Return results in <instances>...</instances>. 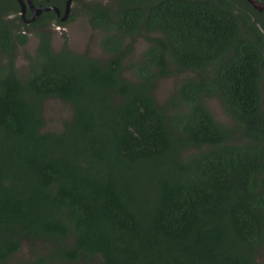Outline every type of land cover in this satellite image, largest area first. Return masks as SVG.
<instances>
[{
  "label": "trees",
  "instance_id": "obj_1",
  "mask_svg": "<svg viewBox=\"0 0 264 264\" xmlns=\"http://www.w3.org/2000/svg\"><path fill=\"white\" fill-rule=\"evenodd\" d=\"M19 12L0 0V264L23 244L24 264H264V10L86 1L79 14L103 31L106 60L66 41L55 51L54 11L30 23ZM29 32L37 45L20 70ZM138 35L147 45L128 79ZM172 67L191 74L158 103ZM49 98L72 109L59 131L43 130Z\"/></svg>",
  "mask_w": 264,
  "mask_h": 264
},
{
  "label": "rangeland",
  "instance_id": "obj_2",
  "mask_svg": "<svg viewBox=\"0 0 264 264\" xmlns=\"http://www.w3.org/2000/svg\"><path fill=\"white\" fill-rule=\"evenodd\" d=\"M92 0H73L71 8L75 13L74 19L67 21L63 25L52 24L50 29L52 30L51 46L55 51L61 48L62 42L66 41L69 48L76 52H88L92 56L106 60L109 56L100 47L99 40L103 36V31L91 27L87 19L80 13L83 3ZM105 2L106 0H99ZM128 42V41H127ZM37 45V37L32 33H28V41L24 47L18 49V57L16 60V66L22 70L26 66V60L23 57V53H33ZM147 45V41L142 36H137L134 41L133 51L122 62L123 71L122 75L126 78H133L132 71L128 67L131 61L140 58L143 50ZM25 69V68H24ZM172 73L169 76L163 77L158 81L157 89L155 91V98L158 103H163L168 95L175 89L179 81L182 78L190 76L189 71H177L175 67L171 68ZM264 99V88H263ZM207 107L211 111L216 120L232 127L235 123L226 114L221 102L216 97L205 98ZM72 109L69 103L64 102L58 98L46 99L43 106V116L45 124L43 130L59 131L62 129V122L68 120L71 117ZM264 255V252H262ZM263 255L259 256V259H263ZM31 261L28 248L25 244L22 245L20 251L11 258L9 264L21 263Z\"/></svg>",
  "mask_w": 264,
  "mask_h": 264
},
{
  "label": "flooded vegetation",
  "instance_id": "obj_3",
  "mask_svg": "<svg viewBox=\"0 0 264 264\" xmlns=\"http://www.w3.org/2000/svg\"><path fill=\"white\" fill-rule=\"evenodd\" d=\"M36 1H38V0H36ZM55 1H57V4H53V3H49V4H47L46 6H43V5H35L34 3H33V1L32 0H29V2H27V0H23V2H24V5H25V8H24V14H23V18L21 17V7H20V4H19V1H17L16 0V2L18 3V5H19V9H20V12H19V15H20V17H21V19L24 21V20H26V19H31L32 18V16H33V9H35V8H38V7H42V8H47V7H49V9H47V10H45V9H43L42 11H49V10H52V11H54L55 12V14H56V16L59 18V21H61L62 23H66L67 21H70V20H72V19H70V15L73 13V9L71 8V5H72V2H73V0H71V2H70V8H69V12H68V14H67V16L65 17V19L64 20H62V18L64 17V15H65V7H66V1L67 0H55ZM96 2H100L101 4H104V5H107V4H110V1L111 0H106L105 2H103V1H99V0H95ZM27 10H29V12H30V16H26V14H27ZM41 11V12H42ZM40 12V13H41ZM39 13V14H40ZM39 14L37 15V17L39 16ZM37 17L35 18V19H37ZM33 21V20H32ZM55 21H56V19H55ZM55 21H53V23H51V25L52 24H57ZM25 22V21H24ZM31 22V21H30ZM30 22H28V23H30ZM25 23H27V22H25ZM50 25V26H51ZM57 25H59V24H57Z\"/></svg>",
  "mask_w": 264,
  "mask_h": 264
},
{
  "label": "water",
  "instance_id": "obj_4",
  "mask_svg": "<svg viewBox=\"0 0 264 264\" xmlns=\"http://www.w3.org/2000/svg\"><path fill=\"white\" fill-rule=\"evenodd\" d=\"M17 1H19V4H20V7H21V17L23 18V14H24V8H25V5H24V2H23V0H17ZM246 1H248L255 9H257V10H259V11H262V10H264V3H262V2H260V1H258V0H246ZM27 2H29V0H27ZM70 2H71V0H67L66 1V7H65V15H64V17L62 18V20H64L65 19V17L67 16V14H68V12H69V8H70ZM43 9H45V10H47V9H49V7H47V8H42V7H38V8H35V9H33L32 11H33V16H32V18L31 19H26V20H24L25 22H30V21H32V20H35V18L37 17V15L43 10Z\"/></svg>",
  "mask_w": 264,
  "mask_h": 264
}]
</instances>
